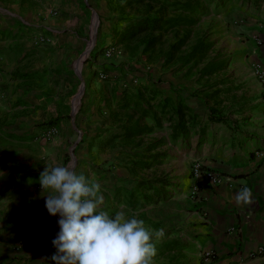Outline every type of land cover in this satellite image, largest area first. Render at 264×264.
I'll list each match as a JSON object with an SVG mask.
<instances>
[{
  "label": "crops",
  "instance_id": "0c3cea01",
  "mask_svg": "<svg viewBox=\"0 0 264 264\" xmlns=\"http://www.w3.org/2000/svg\"><path fill=\"white\" fill-rule=\"evenodd\" d=\"M257 63L264 67V23L258 21L250 39L213 52L202 99L191 95L195 82L184 74H145L134 85L113 78L120 76L114 70L100 80L104 69L95 67L82 70L76 117L70 104L59 114L52 96L34 86L39 80H30L13 105L0 98V117H7L0 120V232H31L20 257L35 253L29 264H52L49 233L59 219L46 209L39 177L46 165L68 167L66 154L76 144L73 170L100 184V210L110 216L124 210L154 233L153 264H264V155L255 156L264 151V101L252 73ZM76 82L63 84L70 90ZM51 119L59 121L57 136L32 139ZM195 162L224 180L202 183L193 200ZM243 187L251 189V204L235 201Z\"/></svg>",
  "mask_w": 264,
  "mask_h": 264
},
{
  "label": "rangeland",
  "instance_id": "374dc122",
  "mask_svg": "<svg viewBox=\"0 0 264 264\" xmlns=\"http://www.w3.org/2000/svg\"><path fill=\"white\" fill-rule=\"evenodd\" d=\"M257 21L264 23V0H0V98L7 103L11 98L13 105L19 91H29L30 80H39L34 88L52 96L59 114L61 106L70 104L76 117L83 102L82 70L95 67L97 72L104 69L100 80L109 77L105 71L114 70L120 76L113 78L134 85L145 74L150 79L184 74L195 82L191 95L202 99L213 52L250 39L257 34ZM108 50L114 52L110 58L104 54ZM69 79L78 88L66 89L63 82ZM58 122L46 121L32 139L50 142L58 134ZM52 128L56 132L49 136ZM77 137L74 131L71 145ZM75 147L64 160L71 169L77 163ZM58 232L59 226L49 233L52 240ZM30 235L0 232V264L35 259V253L20 257L21 242Z\"/></svg>",
  "mask_w": 264,
  "mask_h": 264
},
{
  "label": "clouds",
  "instance_id": "9594fccd",
  "mask_svg": "<svg viewBox=\"0 0 264 264\" xmlns=\"http://www.w3.org/2000/svg\"><path fill=\"white\" fill-rule=\"evenodd\" d=\"M41 195L50 216H59L52 264H153L154 233L124 210L110 216L100 210V184L67 166H45ZM237 204H251L252 192L241 188ZM158 236V234H156Z\"/></svg>",
  "mask_w": 264,
  "mask_h": 264
},
{
  "label": "built area",
  "instance_id": "2783aa9c",
  "mask_svg": "<svg viewBox=\"0 0 264 264\" xmlns=\"http://www.w3.org/2000/svg\"><path fill=\"white\" fill-rule=\"evenodd\" d=\"M258 44H260V41H257ZM105 56L107 58H110L113 56L114 52L112 50H108L104 52ZM253 75L257 78V80L261 83V86L263 88V101H264V67L261 64H254L253 67ZM56 130L52 128L49 132L50 135H54ZM264 155V151H259L255 153L256 158L262 157ZM190 174L191 178L193 179V185L188 190L189 197L193 198V200L197 199V196L199 194V187L202 183L208 182L213 185H219L222 183L224 178L217 172L214 171H208L201 167V165L197 162L193 163L190 168ZM25 244V241L21 242V245ZM262 248L259 249L260 252H262Z\"/></svg>",
  "mask_w": 264,
  "mask_h": 264
},
{
  "label": "water",
  "instance_id": "95a60500",
  "mask_svg": "<svg viewBox=\"0 0 264 264\" xmlns=\"http://www.w3.org/2000/svg\"><path fill=\"white\" fill-rule=\"evenodd\" d=\"M94 17L96 19V15L95 14H94ZM96 22H97V19H96ZM94 39H95V30H94V35H93V37L91 39L90 45H89L88 49L86 50L87 52H89L91 50Z\"/></svg>",
  "mask_w": 264,
  "mask_h": 264
}]
</instances>
